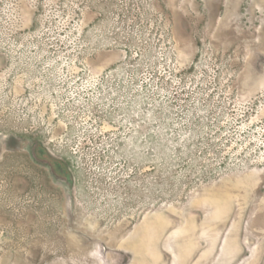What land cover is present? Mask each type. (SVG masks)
Listing matches in <instances>:
<instances>
[{
  "label": "rangeland",
  "instance_id": "obj_1",
  "mask_svg": "<svg viewBox=\"0 0 264 264\" xmlns=\"http://www.w3.org/2000/svg\"><path fill=\"white\" fill-rule=\"evenodd\" d=\"M0 264H264V0H0Z\"/></svg>",
  "mask_w": 264,
  "mask_h": 264
}]
</instances>
